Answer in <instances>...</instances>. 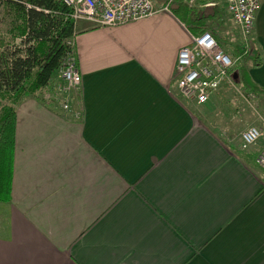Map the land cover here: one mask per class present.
Returning a JSON list of instances; mask_svg holds the SVG:
<instances>
[{
  "label": "crops",
  "instance_id": "0c3cea01",
  "mask_svg": "<svg viewBox=\"0 0 264 264\" xmlns=\"http://www.w3.org/2000/svg\"><path fill=\"white\" fill-rule=\"evenodd\" d=\"M84 26L73 35L81 116L35 97L15 107L0 264H264L259 166L236 153L230 118L206 122L175 85L192 29L172 13ZM251 43L259 64L237 67L262 99L264 0Z\"/></svg>",
  "mask_w": 264,
  "mask_h": 264
},
{
  "label": "trees",
  "instance_id": "16d2710c",
  "mask_svg": "<svg viewBox=\"0 0 264 264\" xmlns=\"http://www.w3.org/2000/svg\"><path fill=\"white\" fill-rule=\"evenodd\" d=\"M210 1L214 0H195L194 4L205 7L204 4ZM193 6L187 7L180 0H175L170 5L171 13L187 29L211 32L204 26V17H215L214 5L201 12ZM0 8L7 20L6 32L12 39L0 50V201H7L12 174L15 107L25 97L43 101L40 91L50 86L69 51L67 42L73 40L74 24L68 17V8L58 0H0ZM177 12L190 24L180 19ZM230 52L239 57L233 67V81L240 85L243 93L257 95L260 91L240 75L237 66L247 60H251L254 66L258 65L261 54L252 43L246 52L240 43L234 44ZM251 146L239 148L236 153L245 163L252 165L257 146ZM256 169L264 182V168Z\"/></svg>",
  "mask_w": 264,
  "mask_h": 264
},
{
  "label": "built area",
  "instance_id": "2783aa9c",
  "mask_svg": "<svg viewBox=\"0 0 264 264\" xmlns=\"http://www.w3.org/2000/svg\"><path fill=\"white\" fill-rule=\"evenodd\" d=\"M68 8V17L73 24L85 20L94 26H115L154 14L171 13L175 0H58ZM192 7L195 0H180ZM224 11L235 27L243 52L250 49L254 15L260 0H223ZM155 3V4H154ZM212 2L204 4L205 7ZM188 42L178 48L175 56L173 78L179 95L184 101L203 104L210 94L224 82L233 86L232 71L238 62L237 56L227 54L220 48L215 36L207 31L189 30ZM66 52L54 76L51 98L43 103L57 100L59 107L74 117L80 111L71 110V102L79 95L80 75L73 53V40L67 42ZM243 93V92H242ZM246 99L254 98L252 93H243ZM262 132L250 125L239 133L240 148L253 145ZM254 162L264 168V146L255 155Z\"/></svg>",
  "mask_w": 264,
  "mask_h": 264
},
{
  "label": "rangeland",
  "instance_id": "374dc122",
  "mask_svg": "<svg viewBox=\"0 0 264 264\" xmlns=\"http://www.w3.org/2000/svg\"><path fill=\"white\" fill-rule=\"evenodd\" d=\"M210 2H212V5H214L215 17H213V19L204 17V26H206L207 29L211 30L220 48H222V50L227 54L231 55V47L234 44H239L238 36L232 24L230 23L227 14L224 11L223 0H214ZM212 5L208 7H212ZM193 7H196L195 9L198 12H201L202 9L205 8L203 6H200V4H194ZM176 15L184 22H186V24H190L189 21L186 20V18H183L180 13L177 12ZM83 21L85 20H78L76 22V25L74 23V27H77V29L79 30L81 28H86V26H84L86 23L89 26L92 25V23L89 21H85V24L83 23ZM6 27L7 20L3 16L2 9L0 8V50L7 43V41L12 40L9 34L6 32ZM54 82L55 80L53 77V80L50 82V86L48 85L47 89L45 88L46 90L43 89L42 91H40V96L44 98L48 97V99H50ZM228 86L230 89L226 91L225 95H217V98H215L214 100L210 99L203 104L191 103L190 106L200 118L204 117L206 122L214 124L215 126H220V124L223 122L222 117L230 118L228 124L230 128L228 130L232 131V133H235L232 135V137L236 138L235 140L238 141L239 146V133L250 125L257 126L262 134L253 145L256 146V143H258L259 141L261 146L264 145V98L259 99L252 93L254 95V98L246 99L242 96L243 93L240 89L239 84L233 81V86ZM51 101L56 106H59V102L57 100ZM202 105H206V108L204 110H207L208 112L202 110Z\"/></svg>",
  "mask_w": 264,
  "mask_h": 264
},
{
  "label": "water",
  "instance_id": "95a60500",
  "mask_svg": "<svg viewBox=\"0 0 264 264\" xmlns=\"http://www.w3.org/2000/svg\"><path fill=\"white\" fill-rule=\"evenodd\" d=\"M234 76V73H232V77Z\"/></svg>",
  "mask_w": 264,
  "mask_h": 264
}]
</instances>
